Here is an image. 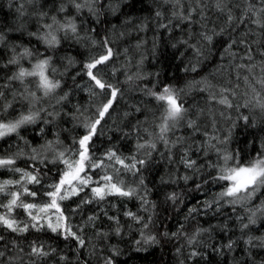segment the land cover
<instances>
[{
    "label": "trees",
    "instance_id": "16d2710c",
    "mask_svg": "<svg viewBox=\"0 0 264 264\" xmlns=\"http://www.w3.org/2000/svg\"><path fill=\"white\" fill-rule=\"evenodd\" d=\"M0 36V123L32 117L0 137V216L27 226L0 223V264H264V183L227 196L221 178L264 160V0H0ZM109 49L92 69L101 89L86 65ZM45 59L58 87L14 78Z\"/></svg>",
    "mask_w": 264,
    "mask_h": 264
},
{
    "label": "snow or ice",
    "instance_id": "6c2138e0",
    "mask_svg": "<svg viewBox=\"0 0 264 264\" xmlns=\"http://www.w3.org/2000/svg\"><path fill=\"white\" fill-rule=\"evenodd\" d=\"M77 7H80V5H77ZM50 27V26H49ZM62 27H66L68 29H70L71 32L75 33L76 32V26L75 24L69 22L68 25L66 26H62ZM51 35V34H49ZM206 39H208L209 41L211 40V37H206ZM0 40H3V36H0ZM46 42L49 45L55 44L56 41V37L55 36H51V39H47ZM25 55H30V53L28 52L27 49H25ZM111 55V50L109 49L108 55L106 56H102L100 59L94 61L93 63H90L88 65H86L87 69H88V75L89 77L95 81L96 85L99 86L101 89L105 88L106 85L104 83L101 82V80L97 79L95 75H93L92 73V69L96 67L97 64L102 63L103 61L107 60L109 58V56ZM17 61L15 59L11 60L10 63H16ZM49 64V61L47 59L40 61L37 65H35V68L33 71L29 72L28 70L21 68L18 75L14 78L16 79H22L25 76H34V75H39L40 77V82H41V86L43 88H45L46 91H50L56 87H58V82L57 83H52L50 82L47 77L44 75V71L45 68L47 67V65ZM110 87V86H109ZM116 95V90L113 89L112 91V96L115 97ZM158 99L161 100H166L168 103V109H167V116L165 117V121L167 122L168 120H172V121H176L178 120L183 112L182 107L177 103L176 99L173 96L172 90L170 88H165L164 89V94L160 95L158 97ZM111 105V100H109L108 104L104 105V108L102 111H100V116L103 117L104 113L108 110V107ZM32 117L31 116H25L23 117L21 120L15 122V123H9V124H3L0 123V137L5 136L8 133L11 132H16L17 129L20 127L21 124L31 121ZM99 120H97L90 128L89 132L87 135L83 136V138L79 141L81 148H84L85 143L91 138L92 134H94L95 132V124H98ZM167 130V123H165V125H163L161 127V132H164ZM86 149H84V151H81L79 153L80 159L76 162V164L78 165V167L75 168V173L76 175H78L80 172L84 171L85 169V161L87 160V156H86ZM61 156H63V153H61ZM116 154L115 153H110L109 154V158L115 157ZM117 162L120 164H124L123 160H120L118 157H116ZM227 159V158H226ZM12 163V161L10 160H0V165L3 164H10ZM65 163H68L67 161H65ZM139 163H143V161H139ZM194 162H190L189 163V167H191V164ZM69 168H72L73 166L71 164L68 165ZM125 167L129 168V170L131 168L135 167V164L132 165H125ZM17 171H19V169H17ZM245 175V179L243 181L239 180V177H241V175ZM68 173H65V176H67ZM25 176H27L29 178L30 181H34V182H39L36 176H31L28 173H25ZM222 179H229V180H233L236 181L232 187L228 188V190L223 193L222 195H227V196H234L237 193H239L241 191V189L247 190V188L249 187V185H255L257 182V179L260 178V182L264 183V160H258L256 161L251 167H247V168H236V169H231L230 170V174L227 176H223L221 177ZM105 180L111 181L112 177H105ZM65 179L62 178L59 182V184L53 185L54 191L47 193V195H49L50 197H56L60 191H61V185H63L65 183ZM6 183H11V181H8ZM81 184L86 185L88 183L87 179H83L80 181ZM0 190H3L2 188H0ZM114 190L117 194L121 195V196H131L134 192V189L131 190H123L120 187L117 186V184L112 183L110 185V191ZM25 191L27 192V189H25ZM93 193L95 194L96 197H98L99 199H104L105 196V192L101 189V188H93L92 189ZM73 192H75V189H73ZM29 195L35 196L36 193L35 192H30ZM13 199L10 201L9 203V209H11L12 205H16L17 200L19 198V195L17 193H12ZM59 198L61 200L65 199L66 196L65 195H60ZM22 207H24L25 209H31L34 207V205L32 204H22ZM47 207H53V208H57L58 209V205L55 199H52L51 203L49 205H47ZM41 211H44V209L42 208ZM128 216H132L133 218H135L134 214L129 212L127 213ZM33 220L36 219L35 216L32 217ZM254 223V221H251ZM0 223H3L6 227H8L9 229L13 230V231H26L27 230V226L25 227H18L16 225V222L13 220H9L3 216H0ZM49 227L52 229L53 232L57 231V229L60 227L59 223H57L56 226H53L51 224H49ZM244 227H247V225H244ZM65 231H67L69 233V235H71L73 238L77 239L79 244L81 246L84 245V240L81 239L79 236L76 235V233L71 232L69 228H65ZM119 233V229H117V234ZM149 239H154V238H149ZM229 248H231V244L228 245ZM33 252L34 253H38L41 255H46V253H43L41 250L33 248ZM0 255H2V253H0ZM193 255H195V253H193ZM107 264H112V261L109 259L107 261Z\"/></svg>",
    "mask_w": 264,
    "mask_h": 264
},
{
    "label": "rangeland",
    "instance_id": "374dc122",
    "mask_svg": "<svg viewBox=\"0 0 264 264\" xmlns=\"http://www.w3.org/2000/svg\"><path fill=\"white\" fill-rule=\"evenodd\" d=\"M245 177V175H241V177H239V179H241V178H244ZM236 181H233L232 180V185L235 183ZM261 182H260V180H259V178L257 179V182H256V184H255V187L257 186V184L259 185ZM232 185H231V187H232Z\"/></svg>",
    "mask_w": 264,
    "mask_h": 264
},
{
    "label": "water",
    "instance_id": "95a60500",
    "mask_svg": "<svg viewBox=\"0 0 264 264\" xmlns=\"http://www.w3.org/2000/svg\"><path fill=\"white\" fill-rule=\"evenodd\" d=\"M245 179V177L244 178H241V179H239V180H241V181H243ZM251 186H253V185H249V187H251ZM58 210V209H57Z\"/></svg>",
    "mask_w": 264,
    "mask_h": 264
},
{
    "label": "bare ground",
    "instance_id": "6f19581e",
    "mask_svg": "<svg viewBox=\"0 0 264 264\" xmlns=\"http://www.w3.org/2000/svg\"><path fill=\"white\" fill-rule=\"evenodd\" d=\"M254 186V185H253ZM252 187V186H251ZM249 188V187H248ZM242 190V189H241Z\"/></svg>",
    "mask_w": 264,
    "mask_h": 264
}]
</instances>
